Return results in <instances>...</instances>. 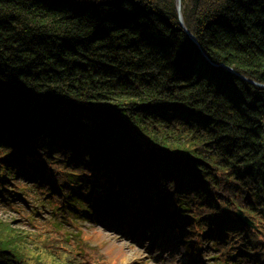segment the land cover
Returning <instances> with one entry per match:
<instances>
[{
    "label": "trees",
    "instance_id": "16d2710c",
    "mask_svg": "<svg viewBox=\"0 0 264 264\" xmlns=\"http://www.w3.org/2000/svg\"><path fill=\"white\" fill-rule=\"evenodd\" d=\"M175 2L0 0V208L30 189L107 217L114 195L213 264H264V0H181L196 44ZM42 221L66 257L110 264ZM9 226L0 264H31Z\"/></svg>",
    "mask_w": 264,
    "mask_h": 264
},
{
    "label": "rangeland",
    "instance_id": "374dc122",
    "mask_svg": "<svg viewBox=\"0 0 264 264\" xmlns=\"http://www.w3.org/2000/svg\"><path fill=\"white\" fill-rule=\"evenodd\" d=\"M93 1V0H91ZM176 1V0H175ZM177 11V2H175ZM181 14V0H180ZM30 190V189H29ZM13 194L15 207L0 208V221L10 225L21 246L19 252L23 261L31 264H80L74 258H68L70 253L58 250L63 243L61 236L53 234L47 220L51 216L61 221L76 236L77 243L83 247H92L110 260V264H193L196 259H190V250L180 233L174 232L159 216L145 225L140 215L138 204L129 205L124 199L121 207L131 213V220L126 223V215H121L116 206L108 211V216L100 219V211H92L94 216L85 215L82 206L76 215L54 213L44 202L39 201L37 194L31 191ZM111 197V196H110ZM113 205H116L112 196ZM244 215V214H243ZM245 216V215H244ZM40 220V221H38ZM125 231L123 233L122 230ZM86 236L80 240V234ZM75 234V235H74ZM146 239V240H145ZM72 238H67L70 243ZM74 242V241H73ZM206 241L198 245L197 261L201 264H213L212 255ZM193 257V256H192Z\"/></svg>",
    "mask_w": 264,
    "mask_h": 264
},
{
    "label": "bare ground",
    "instance_id": "6f19581e",
    "mask_svg": "<svg viewBox=\"0 0 264 264\" xmlns=\"http://www.w3.org/2000/svg\"><path fill=\"white\" fill-rule=\"evenodd\" d=\"M112 197V196H111ZM110 196L108 197V199H109V201H108V203H107V205H108V209H106V210H108V211H110V210H112L111 208L112 207H114V205H113V201H112V198H111ZM115 200V202H117V200L116 199H114ZM46 204V203H45ZM84 207V206H83ZM69 207L67 206V207H65V209H64V211L62 212V213H67V215L68 214H73V215H76L77 214V212L78 211H81L80 209V207H78L77 209H75L73 212H71V209H68ZM92 208V207H91ZM94 208H92V209H88L87 207H86V210H84V209H82V212H84V214L85 215H90V216H94L93 215V213H92V211L94 212V210H93ZM106 210H103V213L106 211ZM98 211V210H97ZM100 211V219L101 220H103V218L105 217V216H102V211L101 210H99ZM238 212H241V211H238ZM238 212H236V213H238ZM242 213V212H241ZM108 214V213H107ZM106 215V214H105ZM242 215H243V213H242ZM244 216V215H243ZM235 217H236V215H235ZM246 217V216H245ZM247 218V217H246ZM248 219V218H247ZM57 220V219H56ZM236 220H237V217H236ZM249 220V219H248ZM58 221V220H57ZM238 221V220H237ZM250 221V220H249ZM59 222H61V221H59ZM239 222V221H238ZM62 223V222H61ZM240 223V222H239ZM250 223H251V221H250ZM241 224V223H240ZM252 224V223H251ZM243 225V224H242ZM244 226V225H243ZM246 227H248V226H246ZM252 227V226H251ZM68 230V229H67ZM120 230H122L123 231V233H125V231L123 230V229H120ZM69 231V230H68ZM180 236H182V239H183V241H184V236L183 235H181L180 234ZM79 239H82V237L80 238L79 237ZM84 239V238H83ZM146 240V239H145ZM185 242V241H184ZM186 243V242H185ZM187 245H188V243H186ZM198 251H196L195 253H193V254H190V259H192V261L191 262H193V260H195L196 258L194 257V256H197V253ZM193 256V257H192Z\"/></svg>",
    "mask_w": 264,
    "mask_h": 264
},
{
    "label": "water",
    "instance_id": "95a60500",
    "mask_svg": "<svg viewBox=\"0 0 264 264\" xmlns=\"http://www.w3.org/2000/svg\"><path fill=\"white\" fill-rule=\"evenodd\" d=\"M176 2H177V14H178V17H179L180 26H181L182 29L185 31V33H186L187 36L190 38V40H191L193 43L196 44V41H195L194 37H193L188 31H186V29L184 28L183 21H182V18H181V14H180V0H176ZM201 53H202V52H201ZM202 55H203V57H205L203 53H202ZM228 70H229L230 72H232L231 69H228ZM253 84H254V83H253ZM236 217H237V220H238L241 224H243L244 226L251 227V223H250V221H249L245 216H243L241 212L236 213Z\"/></svg>",
    "mask_w": 264,
    "mask_h": 264
}]
</instances>
